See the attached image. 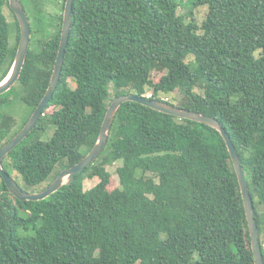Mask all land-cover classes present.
<instances>
[{"label":"trees","instance_id":"1","mask_svg":"<svg viewBox=\"0 0 264 264\" xmlns=\"http://www.w3.org/2000/svg\"><path fill=\"white\" fill-rule=\"evenodd\" d=\"M65 1L51 16L47 0H22L31 45L0 108L19 98L31 113L15 130L16 117L0 112V148L48 89ZM187 2L180 13L184 0H75L57 90L3 166L24 190L45 189L92 149L114 98L151 90L153 99L226 127L243 161L264 255V0ZM201 5L208 10L199 23L193 8ZM20 35L10 1L0 0V82ZM175 91L178 102L161 95ZM114 164L119 186L109 190ZM0 177V264H255L231 155L221 133L205 123L127 101L105 148L73 183L26 201ZM87 178L99 181L87 189Z\"/></svg>","mask_w":264,"mask_h":264},{"label":"water","instance_id":"2","mask_svg":"<svg viewBox=\"0 0 264 264\" xmlns=\"http://www.w3.org/2000/svg\"><path fill=\"white\" fill-rule=\"evenodd\" d=\"M9 1L10 7L18 18L21 35L12 67L7 76L0 82V95L10 90L18 82L26 62L32 37L31 21L22 0ZM74 1L75 0L65 1L58 55L56 58L50 84L45 95L41 99L34 112L31 114L26 124L21 128V130L0 148V174L3 177L5 184L7 185L8 191L21 200L38 201L49 197L52 193L59 190L63 185H69L73 183L76 175L79 172L83 171L89 165L93 164L105 148L113 121L121 105L127 101H136L164 113L205 123L211 127L216 128L221 133L227 144L238 176L250 230L254 261L255 264H264V255L262 251L260 232L256 218V208L249 188L242 158L237 151L231 135L227 131L226 127L218 118L214 116L205 114L197 110L180 107L178 105L171 104L159 99H153L144 95L125 93L114 98L109 105L103 120L99 136L92 149L80 161L61 170L56 178L45 189L37 192L24 190L4 168L3 159L5 158V156L17 145H19L35 129L42 115H44L45 108L47 107L51 98L57 90L58 84L61 79L65 54L72 31Z\"/></svg>","mask_w":264,"mask_h":264},{"label":"rangeland","instance_id":"3","mask_svg":"<svg viewBox=\"0 0 264 264\" xmlns=\"http://www.w3.org/2000/svg\"><path fill=\"white\" fill-rule=\"evenodd\" d=\"M48 2V12L49 14H51V16H53L56 12H59L60 11V8L61 6L59 7L60 5V2L61 0H47ZM185 4H183L180 9H179V12L180 13H183V12H186L188 9H189V3L187 2V0H184ZM208 8L206 6H197V7H194L193 8V12H194V15L196 16L197 20L199 23L202 22V20L205 18L206 16V12H207ZM64 12V11H63ZM6 13L9 17V19L11 21H14L13 19V15H12V12L6 8ZM50 28L53 30L54 27L53 26H50ZM15 36L12 37V42L14 43L15 41ZM1 70L2 68L0 67V73H1ZM160 74H156L155 75V79L159 76ZM71 84L74 85V82L71 80ZM148 94H151V90H147ZM147 94V95H148ZM164 98L165 97H168V100L169 101H175V102H178L179 98L181 97V93L179 91H175L171 94H161ZM0 112L1 113H7V114H11L13 115L14 117H16L17 119V127L15 130H18L21 125L23 124L24 120L29 116V114L31 113V108L25 104L21 99L19 98H15L11 104H8V105H5L3 107L0 108ZM53 130V127H50L48 129L49 133H51V131ZM43 138H48V136L46 135H43ZM60 169L59 167L56 168V170ZM117 165L114 164V165H109L108 166V170L110 171L111 173V179H110V183L108 185V189L109 190H113L115 189L116 187L119 186V175L117 173ZM52 177V175H51ZM99 181L98 178H93V179H86L85 182H84V186L85 188H91L92 186H94L97 182ZM0 182H1V177H0Z\"/></svg>","mask_w":264,"mask_h":264},{"label":"built area","instance_id":"4","mask_svg":"<svg viewBox=\"0 0 264 264\" xmlns=\"http://www.w3.org/2000/svg\"><path fill=\"white\" fill-rule=\"evenodd\" d=\"M150 96H151V94H148V95H147V97H150ZM164 99H165L166 101H169V100H168V97H165Z\"/></svg>","mask_w":264,"mask_h":264}]
</instances>
